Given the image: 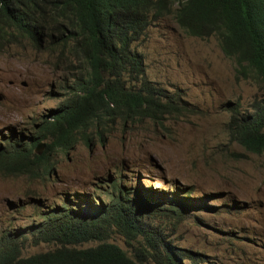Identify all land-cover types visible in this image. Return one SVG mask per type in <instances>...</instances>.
<instances>
[{
	"label": "rangeland",
	"instance_id": "1",
	"mask_svg": "<svg viewBox=\"0 0 264 264\" xmlns=\"http://www.w3.org/2000/svg\"><path fill=\"white\" fill-rule=\"evenodd\" d=\"M133 46L144 57L148 80L169 93L180 90L186 109L155 119L105 116L85 132L88 145L81 134L71 149L50 154L49 179L0 171V245L38 222L39 203L82 194L108 201L109 179L118 172L127 190L141 185L142 194L161 202L172 193L190 196L177 199L188 203L179 220L147 214L177 251L193 259L181 264H264V156L245 151L226 129L231 108H251L262 85L235 72L215 36L188 35L171 15L154 20ZM58 51L35 49L26 40L0 46V149L8 141H26L34 123L59 107L81 76ZM28 237L22 256L55 247ZM107 241L132 254L125 236L113 232Z\"/></svg>",
	"mask_w": 264,
	"mask_h": 264
},
{
	"label": "trees",
	"instance_id": "2",
	"mask_svg": "<svg viewBox=\"0 0 264 264\" xmlns=\"http://www.w3.org/2000/svg\"><path fill=\"white\" fill-rule=\"evenodd\" d=\"M167 15L188 35L215 36L224 55L233 59L235 72L262 85V96L251 108H231L226 129L228 138L245 151L264 156V0H0V46L26 40L35 49L59 48L58 57L74 61L69 68L81 75L68 86L60 106L34 123L38 127L26 141H8L0 149V171L49 179L50 154L72 148L80 133L105 116L155 119L186 109L180 90L169 93L148 80L144 57L133 46L154 20ZM40 140H46L45 149L36 153ZM116 173L109 179L106 202L82 194L60 204L39 203L38 222L21 229L17 239L2 240L0 264L193 261L170 243L164 227L147 219L154 212L179 220L188 203L176 204L177 199L188 201L190 196L172 193L161 202L157 195L142 194L141 185L127 190ZM113 232L126 237L131 255L107 241ZM28 235L34 244L55 247L22 256ZM91 241L99 243L80 246Z\"/></svg>",
	"mask_w": 264,
	"mask_h": 264
},
{
	"label": "clouds",
	"instance_id": "3",
	"mask_svg": "<svg viewBox=\"0 0 264 264\" xmlns=\"http://www.w3.org/2000/svg\"><path fill=\"white\" fill-rule=\"evenodd\" d=\"M92 126H93V125H92ZM92 126H91L90 128H88L87 130H85V131L83 132V134H82V136H83L84 138H86V140H87V136L85 135V132L88 131L89 129H91ZM80 135H81V133L78 135L79 139H80ZM227 135H228V134H227ZM86 140H85V141H86ZM40 141H41V140H40ZM40 141H39L38 144H40ZM78 141H79V140H78ZM78 141H77V142H78ZM87 141H88V140H87ZM234 142H235V141H234ZM41 143H43V146H44V142H41ZM236 143H237V142H236ZM38 144H37V145H38ZM76 144H77V143H76ZM76 144H75V145H76ZM237 144H238V143H237ZM37 145L35 146V152H36V147H37ZM75 145H74V146H75ZM87 145H88V142H87ZM238 145H239V144H238ZM241 147H242V146H241ZM42 148H43V147H42ZM42 148H41V149H42ZM242 148H243V147H242ZM70 149H71V148H70ZM243 149H244V148H243ZM68 150H69V149H68ZM36 153H37V152H36ZM250 153H251V152H250Z\"/></svg>",
	"mask_w": 264,
	"mask_h": 264
},
{
	"label": "water",
	"instance_id": "4",
	"mask_svg": "<svg viewBox=\"0 0 264 264\" xmlns=\"http://www.w3.org/2000/svg\"><path fill=\"white\" fill-rule=\"evenodd\" d=\"M42 147H43V143L38 144L37 147H36V152L40 153Z\"/></svg>",
	"mask_w": 264,
	"mask_h": 264
}]
</instances>
